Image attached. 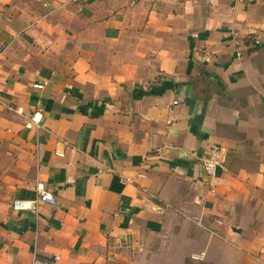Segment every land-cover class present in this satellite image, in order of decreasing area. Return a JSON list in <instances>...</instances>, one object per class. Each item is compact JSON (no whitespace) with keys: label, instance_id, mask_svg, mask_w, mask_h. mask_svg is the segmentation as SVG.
<instances>
[{"label":"crops","instance_id":"crops-1","mask_svg":"<svg viewBox=\"0 0 264 264\" xmlns=\"http://www.w3.org/2000/svg\"><path fill=\"white\" fill-rule=\"evenodd\" d=\"M0 96V264H263L264 0H0Z\"/></svg>","mask_w":264,"mask_h":264},{"label":"built area","instance_id":"built-area-1","mask_svg":"<svg viewBox=\"0 0 264 264\" xmlns=\"http://www.w3.org/2000/svg\"><path fill=\"white\" fill-rule=\"evenodd\" d=\"M79 1V0H73ZM44 84L36 83L34 87L41 88ZM2 97L0 96V103H2ZM43 114L40 108H37L26 119L25 126L27 128L39 129L41 127V120ZM201 163L205 174L209 177L208 185L213 192V177L217 174L218 168L222 163L221 147L219 145H213L209 151L201 158ZM42 203H49L51 205H58L59 200L47 189L44 182H38L37 184V196L33 200L16 199L12 203L14 210L31 211L32 213H38L39 206ZM264 264V261H263Z\"/></svg>","mask_w":264,"mask_h":264}]
</instances>
